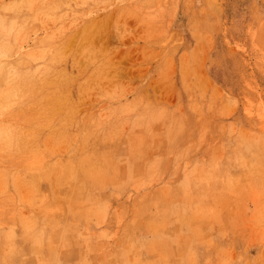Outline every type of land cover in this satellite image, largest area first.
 Wrapping results in <instances>:
<instances>
[{
  "label": "clouds",
  "instance_id": "clouds-1",
  "mask_svg": "<svg viewBox=\"0 0 264 264\" xmlns=\"http://www.w3.org/2000/svg\"><path fill=\"white\" fill-rule=\"evenodd\" d=\"M113 9L140 25L158 19L142 0H90L85 18ZM58 12L56 0H0V264H13L20 240L37 264H63L74 247L75 264H167L162 250L200 239L190 224L205 217L219 226L207 264H264V131L241 112L178 140L176 110L153 92V71L147 81L117 78L100 48L66 62L63 45L40 39ZM61 209L67 223L46 237L41 216Z\"/></svg>",
  "mask_w": 264,
  "mask_h": 264
},
{
  "label": "rangeland",
  "instance_id": "rangeland-1",
  "mask_svg": "<svg viewBox=\"0 0 264 264\" xmlns=\"http://www.w3.org/2000/svg\"><path fill=\"white\" fill-rule=\"evenodd\" d=\"M56 3L60 5V12L55 13L58 22H49L40 39L47 33L52 38L50 43L63 45L66 62L89 55L85 51L89 46L100 48L108 57L109 75L117 78L139 77L147 81L153 71V92L176 110L172 135L178 140H195L214 128L217 121L232 119L241 112L253 127L264 131V0H142L144 15L158 17L151 25H140L133 17L125 19L116 9L86 19L90 0ZM62 15L64 18L59 19ZM146 59L150 61L147 65ZM33 67L36 73L44 70L39 64ZM44 119L37 114V122ZM44 131L48 129H41ZM156 131L167 134L161 125L156 126ZM45 146L52 148V138L45 141ZM62 214L63 209L47 220L41 216L40 226L49 225L46 237L53 235L57 222L67 223ZM190 227L199 229L200 239L192 235L180 248L173 246L171 253L162 250L168 257L167 264L215 261L216 249L207 244L219 226L205 217L192 220ZM59 231L53 237L55 243L59 242ZM16 243L23 251L13 258V264H37L31 243ZM5 245L6 241L0 240V258ZM79 252L75 247L65 252L63 264H75ZM43 255L45 259L51 257L47 240Z\"/></svg>",
  "mask_w": 264,
  "mask_h": 264
}]
</instances>
